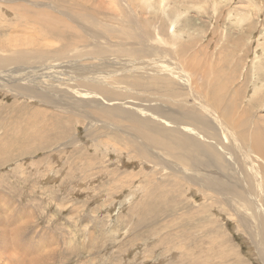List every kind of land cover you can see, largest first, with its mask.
<instances>
[{
	"label": "rangeland",
	"instance_id": "rangeland-1",
	"mask_svg": "<svg viewBox=\"0 0 264 264\" xmlns=\"http://www.w3.org/2000/svg\"><path fill=\"white\" fill-rule=\"evenodd\" d=\"M261 219L264 0H0V264H263Z\"/></svg>",
	"mask_w": 264,
	"mask_h": 264
},
{
	"label": "bare ground",
	"instance_id": "bare-ground-1",
	"mask_svg": "<svg viewBox=\"0 0 264 264\" xmlns=\"http://www.w3.org/2000/svg\"><path fill=\"white\" fill-rule=\"evenodd\" d=\"M39 2V1H38ZM39 5V4H38ZM42 5H44V4H42ZM41 5V6H42ZM38 7V6H37ZM64 16V15H63ZM67 16V15H66ZM31 18H34V16L33 17H31ZM65 20H66V18H65ZM40 21V20H39ZM72 21V20H71ZM48 24V23H47ZM46 25V24H45ZM50 25V24H49ZM64 29H66V28H64ZM50 43V42H49ZM108 47V46H107ZM161 132H162V130H160ZM164 133V132H163ZM243 141L245 142L246 141V138H243ZM189 142V141H188ZM193 143V142H192ZM195 144V143H194ZM164 147H169V145H167V144H165L164 143ZM199 147V146H198ZM254 149H255V151L257 150V149H259V147L258 146H256V147H254ZM190 152V151H189ZM194 154V153H193ZM192 155V154H191ZM191 155H189L188 156V159L187 160H190V162L192 161V160H196V158H194L193 156H191ZM260 155V157H263L261 154H259ZM241 177H239V179H240ZM242 180V179H241ZM240 180V181H241ZM245 181V180H244ZM247 182V181H246ZM243 183V182H242ZM248 183V182H247ZM248 185V184H247ZM243 192H246L245 190H243ZM242 193V192H241ZM244 196V195H243ZM245 201V200H244ZM262 220V219H261ZM262 223H263V225H264V220H262ZM258 231L260 232V234L262 235V240H259V242L257 243V245H259L260 246V249H262L263 251H259V258H260V261L264 264V227L263 228H258Z\"/></svg>",
	"mask_w": 264,
	"mask_h": 264
}]
</instances>
